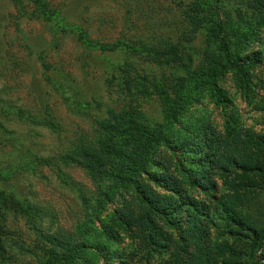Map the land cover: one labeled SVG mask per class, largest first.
Returning <instances> with one entry per match:
<instances>
[{"label": "rangeland", "instance_id": "374dc122", "mask_svg": "<svg viewBox=\"0 0 264 264\" xmlns=\"http://www.w3.org/2000/svg\"><path fill=\"white\" fill-rule=\"evenodd\" d=\"M43 2L53 12L50 20L38 16L30 0H0V186L37 210L36 215L28 217L18 212L0 215V264H39L35 254L24 250L25 245L38 241L37 228L48 233H68L72 241L81 240L87 233L85 248L95 264H121L140 238L121 232L115 242L105 247L122 255L114 253L113 260L107 262L94 246L100 220L118 208H125L131 217L138 218L144 204L132 186L123 189L111 177L90 170L82 162L62 161L61 157L80 142L104 148L102 143H109L112 132L101 121L109 109L124 110L150 127L164 123L168 102H179L174 79L188 71L194 73L207 51L203 32H188L187 0ZM225 2L234 4L232 0ZM258 23L254 20L252 28ZM258 29L246 44L237 47L234 43V54H262L264 28ZM82 36L107 45L122 39L135 48L144 45L150 50L136 52L115 44L99 51L83 44ZM161 38L170 43L172 53L162 50L166 42ZM39 58L49 67H43ZM244 70L250 81L248 92L239 86L241 71L220 70L215 81L222 98L226 97L224 102L216 101L211 89L202 90L189 106L191 114L176 119L168 133L175 136L180 122L198 118L209 122L218 133L227 129L231 134L242 127L255 136H264V65ZM58 74L72 86L85 103L84 108H74L57 93L53 84ZM158 85L163 88L157 90ZM44 119L50 124H45ZM242 141L232 154L253 155L255 143L247 135ZM151 171L133 174L132 170L131 177L144 183L147 191L162 193ZM215 181L217 188L209 195L198 188H188V192L211 201L223 187L218 175ZM107 191L112 202H105L106 210H100L98 217L88 222L91 207ZM143 255L134 256V263L146 264ZM152 259L148 257L149 262Z\"/></svg>", "mask_w": 264, "mask_h": 264}, {"label": "trees", "instance_id": "16d2710c", "mask_svg": "<svg viewBox=\"0 0 264 264\" xmlns=\"http://www.w3.org/2000/svg\"><path fill=\"white\" fill-rule=\"evenodd\" d=\"M30 1L38 16L50 20L53 12L43 0ZM232 1L234 4H226L224 0H187L188 32L191 35L198 30L203 32L207 51L194 73L188 71L174 79L179 102H168L164 123L150 127L124 110L109 109L101 121L112 132L109 143H102L106 148L80 142L61 157L62 161L82 162L90 170L111 177L114 184L123 189L132 186L145 206L135 219L127 209L118 208L100 220L94 246L105 255L107 262L113 260L111 257L118 251L105 244L115 242L121 232H129L140 241L132 245L124 255L126 261L121 264H136L133 257L139 253L147 258L146 264H264V136H255L242 127L231 134L227 129L223 134L218 133L209 122L198 118H187L185 124L180 122L177 135L168 133L176 119L185 113L191 114L189 106L202 90L211 89L215 100L224 102L226 97L222 98V90L215 81L220 70L241 71L238 83L248 92L250 81L244 68L264 65V47L257 57L233 52L234 43L242 46L251 40L259 26L264 28V0ZM252 18L259 21L253 28ZM84 38L81 37L83 44L99 51L113 48L115 44L136 52L150 50L144 45L135 48L122 39L107 45ZM160 40L166 42L162 50L172 53L167 39ZM39 59L43 67H49L43 58ZM62 77L57 75L54 89L74 108H84L85 103ZM160 86H156L157 90L163 88ZM19 114L28 119L20 111ZM50 122L44 119L45 124ZM182 130L184 133L180 134ZM244 135L255 143L253 155L235 157L233 150L242 145ZM149 169L162 193L147 191L144 183L131 177L132 173ZM216 175L223 187L211 201L188 192V188H198L206 195L211 194L217 188ZM105 193L88 212V222L97 218L100 210H106L105 202H112L109 191ZM5 212L28 217L36 215L37 210L0 186V215ZM37 230L38 241L29 247L25 245L24 250L35 254L39 264H95L85 248L87 233L81 240L72 241L68 233L59 230L50 233ZM148 257L154 259L149 262Z\"/></svg>", "mask_w": 264, "mask_h": 264}]
</instances>
